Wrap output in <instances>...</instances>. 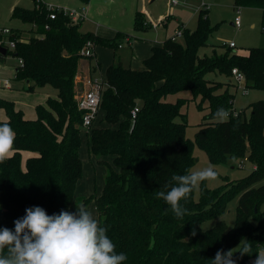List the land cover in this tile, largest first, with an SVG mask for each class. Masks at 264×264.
<instances>
[{"label":"trees","instance_id":"1","mask_svg":"<svg viewBox=\"0 0 264 264\" xmlns=\"http://www.w3.org/2000/svg\"><path fill=\"white\" fill-rule=\"evenodd\" d=\"M233 1L235 7L264 11V0ZM33 3L32 8H13L14 17L31 24V34L12 28L9 35L0 33V44L4 38L14 42L7 55L22 59L15 78L27 83L26 91L50 84L57 95L38 104L33 119L25 117L14 101L0 97V108L7 116L0 124H9L15 132L13 153L0 162V228L14 230V221L33 206L44 208L49 215L71 211L83 175V111L77 105L75 80L80 60L93 59L94 54L81 55L91 42L93 51L99 45L111 47L115 58L106 68L101 89L100 110L107 126L93 124L87 134L89 156L105 167L104 186L101 194L82 197L79 204L87 207L94 201L97 220L107 226L116 251L128 257L124 264H212L219 249H233L237 264H253L256 255L264 251V100L252 102L247 116L244 109L234 108L235 93L230 86H237L231 78L237 67L248 87L264 88V47H249L248 54L230 49L219 54L214 49L211 55H200L217 28L208 9H200L195 28H184L179 41L168 38L154 45L143 61L144 68L137 70L121 63L117 54L126 33L119 31L107 38L84 32L80 22L57 9L51 19L53 10L44 0ZM133 26L136 31L144 28L141 10L136 11ZM7 55L0 53V61ZM209 72L223 74L227 80H209ZM182 91L200 98L199 109L208 108L195 142L210 162L235 157L256 167L217 189L203 187L199 200H195L193 189L180 202L187 213L177 218L156 193L167 191L165 186H171L174 174L193 172L194 142L186 134L187 114L182 112L188 99H168ZM136 105L139 110L133 119L131 111ZM218 108L228 110L227 120L214 118ZM23 151L31 153L24 167ZM238 195L233 227L224 220L207 229L201 227L204 221L221 216ZM242 240L250 244L251 255L240 256Z\"/></svg>","mask_w":264,"mask_h":264},{"label":"rangeland","instance_id":"2","mask_svg":"<svg viewBox=\"0 0 264 264\" xmlns=\"http://www.w3.org/2000/svg\"><path fill=\"white\" fill-rule=\"evenodd\" d=\"M58 7H71L69 4H76L78 0H53ZM91 1V0H90ZM207 3L208 14L210 21L217 28L210 35L207 45L200 49V55H211L216 49L217 53H224L230 49L232 53L248 54L249 47H264V31L262 27L263 9L260 7H235L233 0H204ZM136 0H93V10L90 13L89 19L85 20L84 25L93 30H98V34L107 38H113L115 30L119 28H130V33L133 35L134 54L131 46L124 42L122 48H119L117 54L122 58L125 65L129 64L130 58L134 55L132 66L138 69L144 67L143 60L151 55L154 41H159L167 35H171L175 28H178V22L183 24L186 28H195L197 24L198 11L201 4L196 0H181L178 5H173L170 0H138L136 9L145 11L144 14V28L150 27L148 32H139L134 29V19L132 13L133 3ZM33 0H0V26L20 29L24 35L31 34V24L23 22L20 18L13 16L14 6H21L25 8L33 7ZM78 5V4H77ZM134 9V11L136 10ZM79 10V9H78ZM133 11V12H134ZM160 14V15H159ZM147 15V16H146ZM170 20H166L168 16ZM240 15L242 26L237 28L232 24L234 18ZM149 21H148V19ZM166 20L164 23L158 25L159 21ZM152 22V23H150ZM143 28V29H144ZM12 30V29H11ZM81 30L84 26L81 25ZM13 33V31L11 32ZM134 34L140 37L135 40ZM8 39L4 38V43ZM230 41L235 42V47L229 48ZM2 44L5 46V44ZM97 59L101 62V66L97 67L92 74L93 79L102 82L105 78V70L110 63L113 50L111 47L99 45L95 48ZM84 60V59H83ZM19 63V59L12 53L6 56L5 62L0 61V97L6 98L14 96L16 98L15 104L21 106L29 104L24 98V94L36 97L39 93L49 94L51 96L57 95V89L50 84L42 87H35L34 91H26L27 83L15 78V69ZM92 68L94 63L91 64ZM84 73L77 74V77L86 78ZM209 80L226 81L225 75L217 72H209L206 74ZM232 78V77H231ZM8 80L11 86H5L4 82ZM76 81V80H75ZM234 82H236L233 79ZM80 78L77 79L76 97L83 93L85 87ZM231 92L235 93L234 108L236 111L245 110L247 116L250 115L249 105L257 100H264V88L249 87L247 92L240 87L230 86ZM34 93V94H32ZM17 94H21L22 99H19ZM178 97L187 98V102L182 106V112L187 114L188 126L186 129L187 136L194 142L193 156L194 163L192 171H199L206 167L213 166L218 173L217 179L211 181H203L195 188L194 198L199 200L202 193V188L214 190L225 184L227 180H239L248 175L252 170V164L249 161H244L243 166L240 165V160L235 157H229L224 161L212 164L207 153L202 150L195 142L196 132L199 129V124L204 121V115L208 112V108L199 109L197 104L200 98L193 99L191 92L182 91L168 97L171 101H175ZM27 102V103H26ZM208 105L204 103V107ZM26 108V106H24ZM23 107V108H24ZM6 116L5 111L0 108V120ZM98 116L103 117V111H99ZM82 145L80 148V155L83 161V175L77 182L75 191V200L71 205V211L75 212L76 204H79L82 197H89L91 194H101L104 186L105 167L102 163H98L94 156L90 157L87 147V134L82 128L81 130ZM25 161L23 159V167ZM240 195L232 198L227 205L225 212L214 219H209L201 224L203 229L212 227L219 220H224L229 228L233 227L236 220V209L239 202ZM87 208L91 211L96 219H98V212L93 200L89 201ZM264 208V204L262 206ZM264 253V251H263Z\"/></svg>","mask_w":264,"mask_h":264},{"label":"clouds","instance_id":"3","mask_svg":"<svg viewBox=\"0 0 264 264\" xmlns=\"http://www.w3.org/2000/svg\"><path fill=\"white\" fill-rule=\"evenodd\" d=\"M228 110L218 108L214 118L225 121ZM15 141V132L9 124H0V162L8 157ZM213 166L185 175H173L167 191L156 193L170 206L177 218H183L187 209L180 203L203 181L217 179ZM172 182H175L172 184ZM75 212L61 210L49 215L40 206L25 209V215L14 221V230L0 228V264H124L128 259L107 235L93 213L83 204H76ZM192 235H196L193 229ZM240 256L251 255L250 244L243 241ZM233 249L217 250L212 264H237ZM253 264H264V253H258Z\"/></svg>","mask_w":264,"mask_h":264},{"label":"built area","instance_id":"4","mask_svg":"<svg viewBox=\"0 0 264 264\" xmlns=\"http://www.w3.org/2000/svg\"><path fill=\"white\" fill-rule=\"evenodd\" d=\"M196 1L200 2V4H201L200 9H208L207 3L204 0H196ZM170 2L173 5H177L180 1L179 0H170ZM47 6L49 9L53 10L49 15V17L51 19H54L56 17V12H54V10H56V9L59 11H62L64 14L69 15L72 18V20L75 22H79L86 17V9L85 8H83L81 11H79L77 9L58 7V6H54L52 4H47ZM237 8H240V7H237ZM148 21H149V19H148ZM163 22H164V20L159 21L158 25L163 24ZM150 23H152V22H150ZM234 26H236L237 28H240L242 26V21H241L240 15H237L234 18ZM11 29L12 28H10V27L0 26V33L4 34V35H9L12 32ZM183 29L184 28H182V27L179 29H176L174 34L170 37V39L172 41H179L183 37ZM262 30L264 31V25L262 27ZM126 40L128 41L129 39L126 38ZM5 44L7 45L6 47L8 49L9 48L13 49L15 47L14 42L9 40V39L7 40V42H5ZM235 45L236 44L234 41H230V43H229L230 47H235ZM119 47H121V43H119ZM93 54H94L93 45L91 42H88L86 47H84L81 50V55L82 56H90ZM22 63H23L22 59H19V64H22ZM232 75H233L234 80L236 81V84L238 85V87L242 88L244 90V92H247L246 77H245L244 73L242 71H240L237 67H235L232 69ZM77 78L78 77H76V79ZM80 80L83 81L85 89H84L83 93L77 95V97H76L77 105H78V108L83 111L82 128L89 132L91 127L93 126L95 120L98 117V113L100 110L101 89H102L104 82L103 81L100 82L97 79H93L90 76L86 77L84 79L80 78ZM4 84L7 87L10 86V82L8 80H5ZM138 110H139V107L137 105L132 109L131 115H132L133 119L136 117ZM244 161H247V160L244 159V160L240 161L241 166H243ZM255 167H256V165H252V168H255ZM262 247L264 250V244L262 245Z\"/></svg>","mask_w":264,"mask_h":264},{"label":"crops","instance_id":"5","mask_svg":"<svg viewBox=\"0 0 264 264\" xmlns=\"http://www.w3.org/2000/svg\"><path fill=\"white\" fill-rule=\"evenodd\" d=\"M79 1V0H78ZM108 1H111V0H108ZM180 2L178 3V4H180L181 3V0H179ZM44 2L45 3H47V4H52V5H59V4H56L53 0H44ZM137 2H138V0H136V2H134L133 3V8H132V13H131V16L133 15V19H134V16H135V13H136V11L137 10H140V9H136L135 7H136V5H137ZM234 2V1H233ZM78 4V5H77ZM93 0H91L88 4H84V3H82V2H78V3H76V4H74V3H72V4H69V5H71L72 6V8L73 9H79V11H81L83 8H85L86 9V17L83 19V20H81V21H79L80 23H81V25H83L84 26V32H88V31H90V32H94L95 34H98L99 32H98V30L96 29V30H93V29H91V28H88V27H86L85 25H84V22H85V20H88L89 19V15H90V13L92 14V10H93ZM177 4V5H178ZM34 6V5H33ZM15 7V6H14ZM32 8V7H31ZM67 8H71V7H67ZM134 9H136L135 11H134ZM134 11V12H133ZM142 12H144L145 13V11H143V10H141ZM200 11V10H199ZM199 11H198V15H199ZM209 11V10H208ZM263 13H264V11H263ZM146 14V13H145ZM160 15V14H159ZM198 15H197V19H198ZM264 15V14H263ZM147 16V15H146ZM208 16H209V14H208ZM170 18H171V16L169 15L167 18H166V20H170ZM166 20L163 22L165 25H167V22H166ZM263 21H264V18H263ZM232 24L234 25V21L232 22ZM178 28H175V30L176 29H179V28H186L185 26H183V24H181L180 22H178ZM197 25V24H196ZM130 28H119V29H117V30H115V34L117 33V32H119V31H121V32H124V33H126L127 35L124 37V38H122V40L120 41V43H121V47H119V48H122V45H123V43L124 42H127L128 43V45H130L131 46V49H132V53L134 54V46H133V35H132V33H130V30H129ZM150 29V27H147V28H144V29H142V30H139V32L141 33V32H143V33H145V32H148V30ZM175 30H174V32H175ZM174 32L171 34V35H167V36H165L163 39H161V40H159V41H154V44H153V46L154 45H156V44H162L165 40H167L168 38H170L173 34H174ZM98 35H101V34H98ZM115 36V35H114ZM134 37H135V40H137V39H140V37H138L137 35H135L134 34ZM126 38H128L129 40L127 41L126 40ZM152 46V47H153ZM97 47V46H96ZM95 47V48H96ZM119 57V59L121 60V63H123L124 65H125V63H124V61H122V58L120 57V56H118ZM149 57V56H148ZM114 51H113V56H112V59H111V61H110V63L108 64V66L114 61ZM5 60H6V57L3 59V60H1V62H5ZM133 60H134V55L130 58V62H129V64L127 63V65L126 66H130L131 68H134V69H137V70H141V69H138V68H135V67H133L132 66V62H133ZM144 61V60H143ZM92 63H94V64H98L97 66H96V68L97 67H99V66H101V62L97 59V53H96V50L94 49V55H93V59L91 60V61H89L88 59H81L80 60V62H79V74H82V73H84L85 75H88V76H86V77H92V74H93V72L95 71V70H93V68H92ZM19 64V63H18ZM18 66V65H17ZM17 66H16V68H17ZM107 66V67H108ZM106 67V68H107ZM144 68V67H143ZM142 68V69H143ZM106 71V70H105ZM15 76H16V69H15ZM78 78H81V77H78ZM77 78V79H78ZM105 78H106V75H105ZM77 79H76V83H77ZM232 79H234V77H233V75H232ZM105 81V80H104ZM103 81V82H104ZM83 83V82H82ZM77 85V84H76ZM237 85V84H236ZM10 86H11V84H10ZM236 87H238V85L236 86ZM248 86H247V91H248ZM32 94H34V93H32ZM17 96L19 97V99H22V97H21V94H17ZM36 97H33V96H30V95H28V94H24V98L26 99V101H28V103L29 104H23V105H21V106H19V105H17L16 104V106L18 107V108H20V109H22L23 111H24V114H25V117H27V118H30V119H33V118H36V116H37V114H36V106L38 105V104H45L46 103V100H47V98L49 97V96H51V95H49V94H42V93H39L38 95H35ZM1 97H4V96H1ZM6 99H8V100H11V101H14V102H16V98L14 97V96H10V97H7L6 96ZM27 103V102H26ZM24 106H26V108L24 107ZM24 107V108H23ZM100 111V110H99ZM102 111V110H101ZM103 116H104V112H103ZM7 119V116H5L4 118H2L1 120H6ZM96 126H107V123L106 122H104L103 121V117H100V116H98L97 117V119H96V121L94 122V127H96ZM85 130V129H84ZM86 131V134H88L89 132L87 131V130H85ZM13 153V151H11L9 154H8V156H10L11 154ZM22 155H23V159H24V161L26 160V158L27 157H29L30 155H31V153L29 152V151H23L22 152Z\"/></svg>","mask_w":264,"mask_h":264},{"label":"water","instance_id":"6","mask_svg":"<svg viewBox=\"0 0 264 264\" xmlns=\"http://www.w3.org/2000/svg\"><path fill=\"white\" fill-rule=\"evenodd\" d=\"M7 52H8V48L6 46L0 44V53L5 56V55H7ZM119 64H121V63H119Z\"/></svg>","mask_w":264,"mask_h":264}]
</instances>
